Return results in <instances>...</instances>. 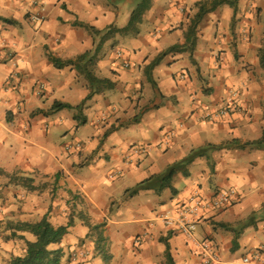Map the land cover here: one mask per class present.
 Here are the masks:
<instances>
[{"label": "crops", "instance_id": "crops-1", "mask_svg": "<svg viewBox=\"0 0 264 264\" xmlns=\"http://www.w3.org/2000/svg\"><path fill=\"white\" fill-rule=\"evenodd\" d=\"M200 1L151 0V8L144 15L139 34H129L122 39L128 42L127 46L133 47L134 62L145 68V71H150L149 79L147 77L140 88L133 90L138 108L145 98L151 104L154 103L159 113L174 122L162 134L164 146L158 144L157 150H154L157 160L152 176L136 179L137 186L131 187L126 186L122 179L120 181L123 172L105 174L108 166H117L120 161H124L128 167L145 164L153 148L128 151L133 157L145 156L138 162L131 156L119 159L118 155L105 156V160L98 159L100 151L107 146H103V143L113 140L115 134L111 133L115 125L123 121L119 110L104 106L106 100L111 98V93L101 87L102 92L90 100L108 111L96 121V127L104 128L103 136L93 138L88 145L81 141L80 151L67 150L69 145H66V137L70 129L88 123L83 110L92 90L86 79L85 84L80 83L83 81L76 69H57L49 58L64 63L77 60L95 51L98 37L106 35L112 27L125 29L117 26L120 14L118 0H0V18L16 23L15 26H9L0 22V169L10 176L31 178L35 187L55 184L52 187L57 194L51 197L50 192H47L43 201L38 197L39 194L30 197L29 193L19 200H10L5 211L15 215L4 219L10 227L36 224L48 214L56 227L68 226L72 221L70 233L59 247L64 250L89 238L90 228L105 226L110 233L112 219L109 215L123 206L115 199V192L129 193L135 206L131 207L132 202L128 198H124V201L133 220L118 217L123 222H115V225H147L135 232L136 241L139 237L143 240L142 247L137 248L135 244L137 251L136 254L134 252V263L128 262L129 252L122 244L111 247L112 243H109V255L122 260L123 264H167L166 254L169 250L174 264H196L202 260L194 246L178 230L165 228L158 221L159 217L177 211L195 192L212 197L220 190L234 189L238 192V199L227 211L234 215L233 211L238 206L236 214L240 218L228 220L226 211L207 213L200 219L197 238L211 241L215 255L228 264H240L254 251L264 252V246L261 245L240 260L236 256L242 247L254 245L255 242L264 243L263 221L256 226L258 229L255 234L248 231L245 236L246 229L242 228L244 221L250 217V214L245 215L246 212L264 210V146L252 145L264 137V70L260 64V51L264 45V0H240L235 8L223 6L207 16L201 25L200 39L193 55L194 65L190 54L178 53L169 55L153 67L154 62L169 49L185 44V34ZM134 8L132 6L131 10ZM256 9L263 10L261 22H257ZM31 17L43 18L44 22L36 25L31 22ZM144 24L153 25L158 30L170 26L171 35L163 37V33L158 31L153 41H139ZM221 29L223 33L219 35ZM214 30L218 32L215 40L218 50L209 52L206 44L211 43ZM147 45L150 49L144 50L143 47ZM217 54H221L223 67L216 72L213 63ZM114 58L115 64L110 69L113 78L100 75L104 69L103 60L97 75L101 80L111 81L113 89L120 82L128 80L123 75L124 71L134 69V62L124 53L119 59L115 52ZM169 59L178 66L182 64L180 80L173 81L166 77L165 65ZM68 71L71 72V80L53 86L43 80L44 75L60 78ZM200 72L205 78L202 84ZM10 78H16L19 82L16 88L7 84ZM203 85L205 89H211L209 93H204ZM40 86L44 92L38 96ZM233 90L240 95L235 97L236 105L245 112L220 117L215 122L205 120L206 114L216 113L231 104L228 97ZM188 98L192 106H187ZM57 103L73 108L85 106L80 113L76 110L52 112ZM181 119L186 125L178 124ZM215 151L229 156L225 164L221 157L215 156L219 165L229 167L228 178L223 176L222 167L210 170V166L202 164L204 155ZM190 158L193 160L188 164V169H202L197 182H191L193 175L186 169L171 181L163 179L170 168ZM93 160H96L97 166L95 177H82L81 172L75 170L78 167L84 170ZM215 179L219 181L216 192L212 184L210 189L206 187L207 181L212 183ZM116 182H119L118 185H115ZM139 188L140 193L132 195ZM182 192L188 195L183 203L177 201ZM60 211L68 219L62 218ZM155 212V218L160 216L152 222L138 220ZM255 221H252L253 226L257 225ZM237 228L241 230L237 231ZM88 244L94 245L90 241ZM222 254L229 256L223 258Z\"/></svg>", "mask_w": 264, "mask_h": 264}, {"label": "rangeland", "instance_id": "rangeland-1", "mask_svg": "<svg viewBox=\"0 0 264 264\" xmlns=\"http://www.w3.org/2000/svg\"><path fill=\"white\" fill-rule=\"evenodd\" d=\"M118 6H119V17H118V23L117 26L120 28L127 27L130 21V18L132 17V14L136 8V4L134 1H129V0H118ZM135 6L134 9L131 10V7ZM263 10L256 9V17L258 18L257 22H261L260 17L262 14ZM33 18L31 17V22L33 23ZM35 24V23H34ZM38 25V24H36ZM139 25L135 29L139 31ZM170 26L165 27V28H156L153 25H148L144 24L141 27V37L138 39L139 41L142 40H147L149 39L150 41H153L154 35L158 32L161 31L163 33V37H168L171 35L170 31ZM172 30V28H171ZM213 39L211 40V43L206 44V49L207 51L211 52V50H214L217 52L218 50V44L216 43V36H218L217 30L213 31ZM211 33V31L209 32ZM223 31H219V35L222 34ZM137 34L135 33V36ZM105 36V35H104ZM103 37H98L99 40H96L97 48L95 47V51L92 53H89L90 58H88L85 62H83L86 65H89L90 67V73H92L94 76L98 78V73H99V64L103 60V66L104 69H102V73L100 75L103 76V78H113V74L110 72V69L114 66L115 64V58H114V53L117 52V58L118 57V52H122L125 56H127L132 62L133 60V47H129L126 44L128 42L122 40L125 38L124 36H115L110 39H104ZM103 40V41H102ZM159 40V39H158ZM102 48V50H101ZM144 50L150 49V47L147 45L143 47ZM78 54V53H77ZM68 57V56H67ZM67 57L64 58V60L67 59ZM94 58L93 63H90V59ZM100 58V59H99ZM122 59V57L120 58ZM63 62V61H62ZM192 64L194 65L196 62L191 60ZM64 63V62H63ZM134 66V69L130 71H124L123 75L128 78L127 81L120 82L118 86H115L114 89L108 90L109 93H111V98L106 100L104 103L105 107H113L116 110H119V116L123 120L122 123H119V125H115V130L111 134H115L113 140L110 142H104L107 146L100 151L98 154V159L101 158L105 160V156H114L118 155L119 159L122 158H128L129 156L132 157L133 160L136 162L141 161L142 159L145 158L144 155H136L135 157L132 156V154H129L128 151H131L133 149H136V151L142 150V149H147L151 150L150 147L153 148L156 151L159 146H164L162 143V134L163 132L167 131L170 129V126L174 124L172 120L169 118L165 117L164 114L159 113V109L154 108V103L151 104L150 100H146L145 98L142 100L141 107L138 108V100L137 98H133V90H136L137 88L141 87V83L145 82V80L149 79V73L150 71H145V68L140 67V64H136V62L132 63ZM173 63L172 59H169L166 62L165 65V74L167 78H171L173 81L175 79L180 80V76L183 72L182 64H179V66ZM223 60L221 58V54H217L214 57V63H213V69L217 72L220 71L223 67ZM5 66V65H4ZM9 69V67H6ZM109 70L108 74L106 73L107 70ZM106 70V71H105ZM149 72V73H148ZM107 74V75H106ZM80 76V80L84 83L87 80L85 76L81 75L78 73ZM200 79H201V84L202 82H205V78H202L201 72L199 73ZM86 79V80H85ZM99 79V78H98ZM44 82H47L51 84L52 86L55 85L56 83L60 82H65L66 80H71V72L68 71L65 74H63L60 78L59 77H53L51 75H44L43 77ZM101 80V79H99ZM134 81V82H133ZM137 83V84H136ZM78 84V83H77ZM7 85V84H6ZM114 86V84H113ZM97 89L100 90L101 86H97L94 89L93 96L96 95L95 90ZM202 90L204 93H209L210 88H206L203 85ZM60 92V91H59ZM155 92V90H154ZM229 97H233V95L240 96L238 92L236 91H230ZM205 93V94H206ZM153 93L152 95H154ZM92 98V96H91ZM154 99H152L153 101ZM86 106L83 110L84 115L87 117L88 123L86 126L78 127L77 125L75 126V129H70V134L67 135V144L66 145H74L76 143H81L84 142L86 145L89 144L90 141L93 140V138L98 139L99 136H103L102 134L104 133V128L103 127H96V121L99 116H101L104 112H108L106 109H103V106L98 107L96 103H92L91 100H88L86 102ZM187 106H192L191 104V99H187ZM238 108L242 109L243 112L244 109L238 105H236ZM225 109V107L223 108ZM221 109V110H223ZM219 110V111H221ZM80 113V111H79ZM106 114V113H105ZM240 114V113H239ZM82 115V114H81ZM184 119H181L178 121V124L182 123V125H186L184 122ZM186 128V127H185ZM107 129H109L107 127ZM106 129V130H107ZM103 138V137H102ZM103 140V139H102ZM82 141V142H81ZM65 145V146H66ZM164 148V147H163ZM150 153L147 155V161L145 164L141 163L139 166L136 167H128L124 161H120L117 163V166H114V164L108 166L107 172L105 174H113L115 172H123V176L120 178V181H124V184L129 185L131 187H136L137 186V180L136 179H143V176L145 177H150L152 176V169L156 163L157 160V155H154V153ZM202 153V152H201ZM200 153V154H201ZM77 155V154H76ZM163 155V154H161ZM198 155V154H197ZM222 155V156H221ZM204 159L202 160V164L207 167L210 166V170H213L215 167L218 168L216 170H219L221 165L218 164V161L215 159L216 157H221V160L224 161L228 159L227 154H220V152H209L204 155ZM197 157V156H196ZM123 160V159H122ZM116 164V163H115ZM96 160L91 161L90 165L88 167L81 168L84 170H80V167L76 168V171H80L82 177H90L93 178L95 177V169H96ZM171 169V168H170ZM169 169V170H170ZM168 170V171H169ZM186 170L193 175V179L191 182H197L198 178L201 175L202 169L200 168H192L188 169L186 167ZM228 166H223L222 171L223 176L225 178H228V171H229ZM141 175V176H140ZM222 177V176H221ZM222 177V178H224ZM0 179H7V182L11 183L12 179H17V181L14 183V185L7 190H4V194L2 199L0 200V264H9V262L14 258V257H22L26 254L27 252V244L30 241H33V238L25 235L21 236L23 237L22 240L20 239H15L12 238V235L14 234L13 229L14 227H10L9 224L4 220L5 218H11L12 215L15 214H10V212H6L5 210L8 208L7 205H9L10 200H19L24 196L28 195L29 189L32 187H35L33 185V181L31 178H27L24 176L20 175H13L10 176L5 173V177H0ZM181 179V178H179ZM15 181V180H13ZM32 181V182H31ZM119 181V182H120ZM182 183H184V180H181ZM207 181V180H206ZM210 181V180H209ZM207 181V188L210 189L211 184L213 187V191H217L219 187V181L216 179L211 183ZM119 182H116L115 185H118ZM52 185L55 187V184H42L39 187H36V189H39L38 192H35L34 194H29L30 197L35 196L36 194H39V198L42 199L45 195H47V192H50V196H57L55 194L56 190L55 188L52 187ZM134 190V189H133ZM192 194V193H191ZM16 195V196H14ZM187 194L182 192L180 194V197L178 198V202H184L185 198H187ZM124 198H128L129 202H132L131 196H129V193H124L120 194L119 192H115V199L120 203L123 204L121 208H117L114 210L109 216L112 219V225H110V233L108 230L105 229V226L99 227V228H90L89 232V238H86V240H81L76 246L74 247H69L65 248L64 250H61L59 247H52L51 250L55 252H60L59 254L63 256L62 262L63 264H123L122 260H117L114 259L109 255V243L111 247L113 245H120L122 244L124 247H127L129 256H128V262L134 263L135 256L134 252L136 254V249L134 248L135 242H136V236L135 232H139V230H142L145 228L147 225H124L122 227H116L115 222H123L119 219L120 218H129L128 221L133 220L132 214L127 210V203L124 201ZM145 199L146 198H142ZM147 201V200H146ZM239 204V203H238ZM135 206V204L132 202V208ZM238 206H236L234 212V215L229 214L230 210H224L227 213V219L232 220L235 218H240L238 216ZM232 210V209H231ZM163 212V211H162ZM223 212V211H222ZM223 213V214H225ZM250 214V217L247 218L244 221V225L242 228L246 229L244 235L247 236L248 231L251 232V234H255V230L258 228V226L261 221L264 222V210L261 212H246L245 215ZM63 215V216H62ZM156 212L152 213L151 216L145 215V217H139L138 220H148L151 221L155 218ZM60 216L62 218L65 217V219H68L66 217V214L62 213L60 211ZM72 218V217H71ZM256 220L257 225L253 226L252 221ZM154 222V221H153ZM262 222V223H263ZM238 227V225L236 226ZM237 231H240L241 228H237ZM140 238V237H139ZM93 242L94 245L88 244V242ZM264 246V243L262 242H255L254 245L250 244L248 246L242 247L240 251H237L236 256L240 260L243 256H246L247 254L251 253V250H256L259 249L260 247ZM62 246V245H61ZM92 246V247H91ZM58 248L60 250H58ZM91 248V251L89 250ZM72 249V250H71ZM135 249V250H134ZM255 252V251H254ZM223 258L226 256H229L227 254H222ZM100 257H102L100 259ZM98 262V263H97ZM130 264V263H129ZM196 264H202L200 260L196 262Z\"/></svg>", "mask_w": 264, "mask_h": 264}, {"label": "trees", "instance_id": "trees-1", "mask_svg": "<svg viewBox=\"0 0 264 264\" xmlns=\"http://www.w3.org/2000/svg\"><path fill=\"white\" fill-rule=\"evenodd\" d=\"M240 0H201L199 4L196 5L195 10L197 13L193 17L190 22V26L185 34V44L181 46H175L169 49L165 54L160 56L155 62L153 67H156L163 61L166 57L171 54H185L188 53L191 56V60H193V55L197 49V43L201 34V25L203 24L205 18L214 12H216L219 8L223 6H230L235 8ZM137 6L132 14L131 21L129 25L125 29H117V27H112L108 33L104 36L103 40L110 39L115 36H128L129 34H139V32L135 29L143 23V18L146 12H148L151 8V0H135ZM0 22H3L9 26H15L16 23L8 20H3L0 18ZM88 29V28H87ZM93 30V29H91ZM102 40V41H103ZM53 64L57 69L64 68H72L76 69L79 74L86 77L89 82L90 88L94 93V89L99 85L103 87L104 90H111L113 88V83L109 80H99L96 76L90 73L89 65L84 64L88 58H90L89 53L79 57L77 60H70L68 62L63 63L58 59H53ZM94 58L90 59V63H93ZM260 64L261 68L264 70V45L260 51ZM149 73V72H148ZM101 90H95L96 94L101 93ZM93 93L91 96H93ZM91 96L87 99L90 100ZM85 105H81L77 108H73L67 105L55 104L52 112H60L62 110H76L82 111ZM253 146H264V137L260 142L252 144ZM250 146V145H249ZM199 155V154H198ZM197 155V156H198ZM193 158L187 159L183 163L175 165L171 168L166 175H164L163 179L171 181L178 174L184 173L186 167H188ZM0 177H5V172L0 169ZM189 178V176L187 175ZM15 180V181H13ZM17 179H12L11 183L7 182V179H0V200L3 197L4 190L12 187ZM32 182V181H31ZM39 189L36 187H32L29 189V194H34L38 192ZM140 188L133 191L132 195H138L140 193ZM72 221L68 226L56 227L54 226L50 219L49 214L46 215L40 222L36 224H18L14 226L12 238L22 240L23 237L28 235L33 238V241L28 242L27 244V252L22 257H14L9 264H63L62 259L63 256L60 255V252H55L51 250L52 247H59L63 244L65 238L69 235L71 229ZM13 228V227H12ZM167 264H174V261L167 250Z\"/></svg>", "mask_w": 264, "mask_h": 264}, {"label": "built area", "instance_id": "built-area-1", "mask_svg": "<svg viewBox=\"0 0 264 264\" xmlns=\"http://www.w3.org/2000/svg\"><path fill=\"white\" fill-rule=\"evenodd\" d=\"M43 18H33V23L42 24ZM119 59L122 57V52H118ZM126 68L129 65H125ZM18 81L15 78H10L7 84H10L12 88L18 86ZM44 92L43 87H39L37 95L40 96ZM236 95L230 97L229 103L225 109L216 113H208L205 115V120L208 122H215L220 117H227L231 114H243L242 109L238 108L235 103ZM82 145L76 143L70 145L67 150L74 152L80 151ZM238 199V192L234 189H224L218 191L212 197H204L199 192H195L189 196L188 200L183 203L175 212H169L162 214L158 221L167 229L178 230L196 249V253L202 260V264H228L225 263L215 255L213 244L209 240H199L197 238L198 226L200 219L210 212H222L231 208ZM143 240L138 238L136 241V247H142ZM240 264H264V252L256 251L252 255L244 258Z\"/></svg>", "mask_w": 264, "mask_h": 264}]
</instances>
